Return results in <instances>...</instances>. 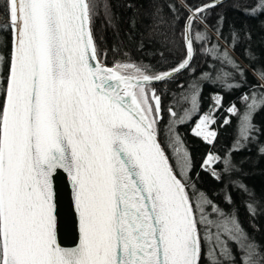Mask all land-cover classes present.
Returning <instances> with one entry per match:
<instances>
[{"label": "snow or ice", "instance_id": "snow-or-ice-1", "mask_svg": "<svg viewBox=\"0 0 264 264\" xmlns=\"http://www.w3.org/2000/svg\"><path fill=\"white\" fill-rule=\"evenodd\" d=\"M100 6L97 0H6L0 30L11 32L12 44L9 56L0 55V67L7 65L0 79V264H200L202 252L208 264H264V247L249 237L237 214L206 196L201 200L187 172L178 175L170 164L158 141L161 96L148 87L190 69L196 46L243 75L227 49L209 47L207 32L194 28L216 0L189 9L181 33L184 58L152 75L134 64L101 62L93 34ZM256 12L264 14V0L250 9ZM165 26L172 24L158 6L151 28L165 45H174ZM239 39L233 32L230 46ZM258 75L264 80V72ZM214 99L220 105L221 98ZM244 100L251 102L234 150L251 139V113L264 105V93ZM183 101L191 108L182 115L168 109L173 139L175 125L198 112L199 90L177 102ZM215 110L193 128L207 143L217 136L211 127ZM228 111L237 110L233 105ZM220 159L209 154L205 165ZM223 167L235 169L229 157ZM58 170L70 178L78 216L80 240L71 249L57 243ZM238 187L248 193L244 184ZM248 194L247 209L255 216L258 204Z\"/></svg>", "mask_w": 264, "mask_h": 264}, {"label": "trees", "instance_id": "trees-1", "mask_svg": "<svg viewBox=\"0 0 264 264\" xmlns=\"http://www.w3.org/2000/svg\"><path fill=\"white\" fill-rule=\"evenodd\" d=\"M97 2L101 6L97 10L93 34L101 62L108 67H113L117 63L134 64L142 69H151L148 74L152 75L172 69L184 58L181 33L190 14L189 9L201 8L213 0H97ZM257 2L258 0H228L202 13L203 20L198 19L194 24L196 26L202 22L207 25L210 42L217 38L223 50L228 49L233 54V59L243 72L241 75L240 71L225 65L231 75L225 84L227 87L221 83L210 86L198 115L186 127V130H190L199 116L215 108L214 130L217 132L220 156H223L228 148L235 146L240 138L241 118L248 110L247 103L250 102L246 103L244 97L246 95L251 97L255 92L259 99V94L264 93V87H261L264 80L258 75L264 72V27H259L264 21V14L250 13V9L255 7ZM169 5L173 6L175 11L170 9ZM158 6L172 24L171 28L167 26L165 28L169 36L175 40L174 45H165L160 33L154 32L151 28L152 13ZM6 13V0H0V25L6 19ZM221 17L223 18L220 24L221 34L218 36L215 29ZM233 32L238 33L240 37L235 48L230 46ZM11 42V32L0 30V55L9 56ZM196 47L197 52L194 54L190 69L171 80L148 86L154 88L161 96L162 119L158 122V139L166 154L164 132L171 119L168 109L172 96L190 76L201 74L209 61L208 53L203 47ZM6 75L5 64L0 67V79ZM201 85L203 86L204 82ZM214 98H221L220 105L216 104ZM233 105L237 110L235 114L228 111ZM225 120L228 123H225ZM251 120L255 125L251 139L242 141L239 150L231 152L229 156L228 151L225 156H228L235 165L234 170L225 172L222 159L212 168L205 167L204 163L209 154L214 156L216 153L214 145L205 143L189 133L184 138L187 155L183 164L187 167L185 179L203 194L199 198L204 199L206 196L226 211H234L239 222L246 225L249 237L264 247V153L261 152V149H264V105L251 113ZM169 162L172 165L170 159ZM177 174L179 175V171ZM241 183L247 187L248 193L252 194L258 204L259 211L255 216L249 214L247 203L250 196L238 187ZM229 196L231 204L227 203ZM231 247L235 251V245L232 244Z\"/></svg>", "mask_w": 264, "mask_h": 264}, {"label": "rangeland", "instance_id": "rangeland-1", "mask_svg": "<svg viewBox=\"0 0 264 264\" xmlns=\"http://www.w3.org/2000/svg\"><path fill=\"white\" fill-rule=\"evenodd\" d=\"M262 26L264 27V21L261 23V25L259 27H262ZM194 28L199 29L202 32L206 31L207 35H208V31H207V28H206L204 23L201 22L199 25L194 26ZM211 44H219V42L217 41V38H215V40H213V42H210V44L208 46L210 47ZM219 46H220V49L223 50V47L220 44H219ZM229 53L232 56V58H234L233 54L230 51H229ZM208 57H209V61L206 63L203 72L199 75L193 74L194 76H192V77L190 76V78L182 85L183 87H180L179 90L172 96L170 108L174 109L179 115L183 114L184 109L191 108V104L188 103L187 101H183L181 103L177 102V101L181 100L182 97H189L190 98L193 91H195L196 89L199 90L198 112H195V111L193 112L192 119H194L198 115L199 110L204 103V100L206 98L209 87L215 83H221L222 85H225L226 82L230 79L231 75H230V72H228L229 71L228 68L226 67L227 68L226 69L225 65H222L219 62V60L212 59L211 55L208 54ZM204 73H208L209 75L207 77L202 78V75ZM224 73H227L228 75L225 76ZM202 82H204L203 86L201 85ZM193 86H196V88L194 89ZM249 101L251 102V100H249ZM199 118H200V116L197 118L195 123L190 127V130H186V127H188L191 124L192 119L189 122H185L182 124H176L174 130L177 133V136L175 139L170 137V133L168 131L169 128L172 127L174 124V121L172 118L170 119L167 127L165 128L164 146L167 150L166 156H169V159L172 163L173 168L176 169L177 171H179V173L180 172H187V167H185L183 164L184 160H186V155H187L186 154L187 152L185 151V149H186L185 141H184L185 135L187 133L193 135V128L196 125V123L198 122ZM214 126H215V124L212 125L211 127L214 129ZM239 133H240V130H239ZM196 137L200 138L203 142H205L202 137H199V136H196ZM205 143H207V142H205ZM208 144L214 145V148H215L214 152H216L214 154V156L220 157L222 159V162H223V159L225 158V156L227 155L228 151H229L228 156L230 155L231 152H234V151L236 152V150H234L235 146H233L231 148H228V151H226L223 154V156H220L219 155L220 148H219V145L217 142V138H215V140L212 143H208ZM220 161L221 160L213 161L208 165H205V163H204V166L208 167V168H212V166L215 163H219ZM200 199L202 200L203 198H200ZM242 227L246 231V225L243 224ZM200 264H208V260L205 258L203 252H202Z\"/></svg>", "mask_w": 264, "mask_h": 264}, {"label": "water", "instance_id": "water-1", "mask_svg": "<svg viewBox=\"0 0 264 264\" xmlns=\"http://www.w3.org/2000/svg\"><path fill=\"white\" fill-rule=\"evenodd\" d=\"M226 1L228 0H216L215 7L221 5ZM212 3L213 2L207 5H210ZM215 7H209L206 11ZM183 72L184 71H182L181 73ZM159 83L162 82H154L152 85L149 86H154ZM58 171L59 174L54 177V191L56 193L55 199L57 202V243L63 248L71 249L78 246L80 240L78 216L75 212L73 204V191L70 178L67 176L66 173L63 172V170Z\"/></svg>", "mask_w": 264, "mask_h": 264}]
</instances>
